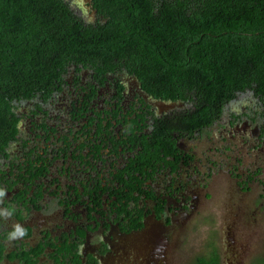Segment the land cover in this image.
Masks as SVG:
<instances>
[{"label":"flooded vegetation","instance_id":"obj_1","mask_svg":"<svg viewBox=\"0 0 264 264\" xmlns=\"http://www.w3.org/2000/svg\"><path fill=\"white\" fill-rule=\"evenodd\" d=\"M64 2L85 25L96 22L91 0ZM62 77L45 102L19 105L18 134L0 142L1 264L25 257L32 264H192L211 253L207 244L193 258H168L184 256L182 235L210 199L211 169L196 165L189 144L215 126L223 148L214 153L224 157L238 146L242 157L228 170L238 196L224 217V246L214 243L217 257L205 258L264 264V256L248 259L242 243L249 184L264 185V118L257 99L237 95L221 119L192 140L172 135L176 152L170 156L149 139L158 120L171 119L185 104L154 99L123 68L102 73L70 65ZM247 156L253 161L238 174ZM17 227L23 235L13 236Z\"/></svg>","mask_w":264,"mask_h":264},{"label":"trees","instance_id":"obj_2","mask_svg":"<svg viewBox=\"0 0 264 264\" xmlns=\"http://www.w3.org/2000/svg\"><path fill=\"white\" fill-rule=\"evenodd\" d=\"M91 4L97 20L85 25L64 0H0V142L18 134L19 105L45 102L70 65L102 73L123 68L154 99L185 104L158 120L149 139L170 156L172 135L192 140L237 95L257 99L264 118V0ZM205 257L217 254L213 249L192 264H213Z\"/></svg>","mask_w":264,"mask_h":264},{"label":"rangeland","instance_id":"obj_3","mask_svg":"<svg viewBox=\"0 0 264 264\" xmlns=\"http://www.w3.org/2000/svg\"><path fill=\"white\" fill-rule=\"evenodd\" d=\"M225 119L220 121L223 126ZM218 127H213L206 130L203 133L201 139L194 143H190L189 147L193 149L195 153V163L199 165L204 172H207L210 167V174L212 178L208 181L209 187L206 193L210 196L209 200L203 201L200 215L196 220L194 228L188 230V235H182L184 241L182 243V255L171 256L169 259L173 262L186 259V257H192L200 254L205 250L204 247L208 244V248L211 250L216 249L215 244L218 248H223L224 238L222 232L225 228V214L227 209L234 202V199L238 196L235 191L238 190L235 186L236 183L232 179V175L228 174V170L236 165V157L240 155V147L231 149L227 156L221 157L214 153L215 148H223L222 143L216 137V131ZM212 151V152H211ZM244 151V150H243ZM239 154V155H238ZM242 157V156H239ZM206 159L214 160L217 164L214 169L212 166H208ZM253 161L250 156L244 157L243 166L241 167L238 174L244 171L245 167L249 162ZM235 173H233L234 175ZM261 183L264 184V172L262 177L259 178ZM232 184V186H231ZM231 186V188H230ZM264 186V185H263ZM263 186L254 181L249 184L251 191L245 195L242 206H248L250 209L243 211L246 217L245 220V231L248 236H245L242 240L248 250L246 251L248 259L253 257L264 256V189ZM234 190V191H231ZM262 196V199L259 198ZM238 200H236L237 202ZM235 202V203H236ZM262 206H259L260 204ZM226 232V230H225ZM224 232V234H225ZM242 233V231L240 230ZM181 238V237H180ZM187 238V239H186ZM185 243V244H184ZM205 255V254H204ZM186 256V257H185ZM202 257V256H200ZM246 257V256H245ZM179 261V262H180Z\"/></svg>","mask_w":264,"mask_h":264},{"label":"clouds","instance_id":"obj_4","mask_svg":"<svg viewBox=\"0 0 264 264\" xmlns=\"http://www.w3.org/2000/svg\"><path fill=\"white\" fill-rule=\"evenodd\" d=\"M2 195H3V192H0V196H2ZM16 234L23 235V231L19 227H17V231H16V233L13 234V236H15Z\"/></svg>","mask_w":264,"mask_h":264},{"label":"water","instance_id":"obj_5","mask_svg":"<svg viewBox=\"0 0 264 264\" xmlns=\"http://www.w3.org/2000/svg\"><path fill=\"white\" fill-rule=\"evenodd\" d=\"M95 13V12H94Z\"/></svg>","mask_w":264,"mask_h":264}]
</instances>
